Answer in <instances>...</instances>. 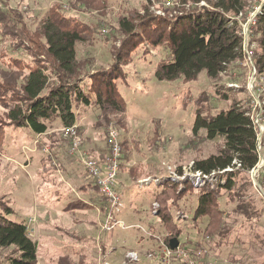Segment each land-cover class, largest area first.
Instances as JSON below:
<instances>
[{"label": "rangeland", "instance_id": "374dc122", "mask_svg": "<svg viewBox=\"0 0 264 264\" xmlns=\"http://www.w3.org/2000/svg\"><path fill=\"white\" fill-rule=\"evenodd\" d=\"M211 1L0 0V11H19L30 31L49 11L69 18L76 25L70 27L83 38L77 44V77L86 84H92L95 73L109 72L118 54L123 58L116 87L125 109L116 113L76 105V127L82 140L79 150L73 149V138L60 121L51 123L43 136L16 127L8 119L9 106L15 102L2 96L15 100L17 96L0 91V202L14 208L11 218L24 222L37 241L38 264H161L175 238L178 245L170 256L171 264H185L193 249L200 247H205L210 261L217 264H233L231 258L242 264H264V202L254 191L250 175L236 177L237 188L232 190L234 197L236 189L245 190L242 194L250 207L244 215L235 210L238 198L225 188L223 175L203 180L193 170L196 160L219 154L223 148L221 138L211 141L205 132L193 135L197 110L211 116L240 103L252 117L256 100L264 108V73L256 63V55L261 53L256 20L264 0H245L244 12L230 15L239 23L245 55L217 79L202 72L193 80H159L155 72L166 61L168 49L165 45L133 42L138 39L128 37L119 25L124 19L139 24L148 14L171 19L211 5ZM245 30L249 31L247 38ZM33 48L14 39L0 42V80L4 75L17 77L18 95L28 71L12 72L4 60L16 57L33 65ZM50 84H58L54 74ZM112 130L117 132L122 148L123 165L116 190L124 207L115 219L123 224L108 231L104 225L110 206L83 162L96 159L88 156V151L104 152V158L111 153ZM204 190L220 193V224L226 223L239 243L215 248L211 240L205 243L203 233L213 219L194 218L198 197ZM161 210L170 216L171 223L162 221ZM13 252L0 249V261Z\"/></svg>", "mask_w": 264, "mask_h": 264}, {"label": "trees", "instance_id": "16d2710c", "mask_svg": "<svg viewBox=\"0 0 264 264\" xmlns=\"http://www.w3.org/2000/svg\"><path fill=\"white\" fill-rule=\"evenodd\" d=\"M211 2V5L192 9L171 19L148 14L139 24L124 19L119 25L128 37L138 39L133 42H148L152 46L165 45L168 49L166 61L158 65L155 72L159 80H193L202 72L217 79L232 63L244 58L240 26L230 15L238 16L243 13L246 4L245 0ZM6 11L8 12L0 11V42L7 38L14 39L19 44L28 43L36 47V50H31L35 59L33 65H26V62L19 61L16 57L4 60V64L12 72L13 69L28 71L21 80V95L16 94L17 77L10 79L4 75V79L0 80V91L17 96V100L6 94L2 96L12 103L15 102L13 106H9L8 112V119L12 124L43 136L48 132L49 125L55 121H60L65 128L76 126V105L98 107L102 111L116 113L124 111L125 101L121 99L116 87V81L120 78L118 73L119 63L123 60L122 54H118L116 64L109 72L95 73L91 76L92 84H86L77 77V44L83 38L70 27L76 25L71 24L69 18L61 12L49 11L34 31H30L21 21L22 13L14 9ZM257 24L261 53L256 55V63L259 72L264 73V3L257 15ZM41 39H44V44L40 43ZM36 57H41L42 60L37 61ZM53 74L58 79V84L51 86ZM239 104L211 116H205V112L197 110L193 125L194 136L205 132L207 139L211 141L217 138L223 140V148L219 154L194 162V172L211 175L239 165L236 172L228 171L222 176L225 178L224 186L232 197L235 194L232 193L233 188H237L236 177H246L259 162L257 130L249 110ZM262 148L264 153V147ZM96 159L103 160L104 157ZM122 165L123 163L121 169ZM246 181L249 183L247 179ZM258 181L264 189V172ZM95 187L98 190L96 185ZM242 189H236L237 197L234 199L238 198V201L235 210L245 215L250 205L245 202L242 194L245 190ZM218 194L220 193L212 190L202 191L198 197L194 218L213 219L203 233L204 237L210 238L213 248L230 247L239 242L226 223L220 224L223 213L217 210ZM260 199L264 202L263 197ZM162 212L163 210L159 215L168 224L171 218ZM262 212L264 216V210ZM14 214L12 206L0 202V249H14L12 255L5 261L1 260L0 264H38V243L31 238L24 222H16L11 218ZM235 240L236 242H232ZM230 260L240 263L238 259Z\"/></svg>", "mask_w": 264, "mask_h": 264}, {"label": "built area", "instance_id": "2783aa9c", "mask_svg": "<svg viewBox=\"0 0 264 264\" xmlns=\"http://www.w3.org/2000/svg\"><path fill=\"white\" fill-rule=\"evenodd\" d=\"M248 34H249V31L247 32V30H245L244 36H246V38L249 36ZM244 48H245V44H244V38H243V51L245 55ZM254 106H255L254 116H252L251 118L253 120V123L257 130V135H258L257 148H258V153H259V162L252 170L248 172V174L250 175V178L252 180L254 191L257 194L259 193L260 197L264 198V189L258 181L260 175L264 172V155L262 152L263 148L261 144V138L264 136V108H263V105L259 102V100L255 101ZM66 131L68 135L71 138H73V149L79 150V148L82 145V140L78 137L77 127L72 126V127L66 128ZM117 136L118 134L114 130H112V132L109 134V137H110L109 143L111 147V153L106 155V157L103 160L92 159V158L84 159L85 156L82 157V160L84 159L83 166L85 167V169H87L86 172L88 173L90 178H92V180L95 182L96 186L101 191L104 198L107 199L108 205L110 206V210L106 214L107 222H106V225H104V229L108 231L112 230L115 226H121L123 224V222L120 220L115 221V219L118 216V211L122 207H124L122 197L116 190L117 184H118V178L120 174L121 161H122L120 160L122 158V148L119 142H117ZM238 166L228 168L224 171H221L218 173L216 172L211 175H204L201 172H195V174H199L198 179H203V180H206L209 177L218 178L220 175H225V172H228V171L231 172L234 168ZM28 231L30 233L29 229ZM30 236H31V233H30ZM209 241H210V238L207 237L205 240V243ZM173 251L175 250H172L171 248L168 250V252L165 254L166 259L161 264H171L172 263L170 256L172 255ZM185 264H217V263L210 261L209 255L205 247H200V248L193 249L192 255L185 259ZM233 264H242V263H233Z\"/></svg>", "mask_w": 264, "mask_h": 264}, {"label": "crops", "instance_id": "0c3cea01", "mask_svg": "<svg viewBox=\"0 0 264 264\" xmlns=\"http://www.w3.org/2000/svg\"><path fill=\"white\" fill-rule=\"evenodd\" d=\"M90 153V154H89ZM105 153L104 152H98V153H95V151L93 152V151H88V156H90V155H94V156H92V157H95V158H103V155H104ZM133 222V226H136L135 224V222L134 221H132Z\"/></svg>", "mask_w": 264, "mask_h": 264}, {"label": "water", "instance_id": "95a60500", "mask_svg": "<svg viewBox=\"0 0 264 264\" xmlns=\"http://www.w3.org/2000/svg\"><path fill=\"white\" fill-rule=\"evenodd\" d=\"M177 245H178V239L175 238V239H172V240L170 241V248H171L172 250L176 249Z\"/></svg>", "mask_w": 264, "mask_h": 264}]
</instances>
